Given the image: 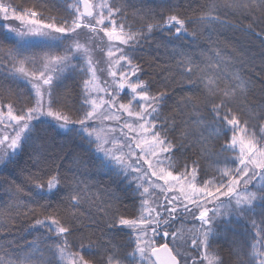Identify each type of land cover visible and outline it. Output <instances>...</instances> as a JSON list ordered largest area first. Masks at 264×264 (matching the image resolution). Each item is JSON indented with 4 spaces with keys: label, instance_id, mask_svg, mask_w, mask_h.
<instances>
[{
    "label": "snow or ice",
    "instance_id": "1",
    "mask_svg": "<svg viewBox=\"0 0 264 264\" xmlns=\"http://www.w3.org/2000/svg\"><path fill=\"white\" fill-rule=\"evenodd\" d=\"M69 7L70 14L58 18L50 14L56 9L55 0H32L28 7L0 0V17L19 22L4 25L16 43L6 50L0 45L4 53L0 67L9 77L25 80L34 93V99L19 110L12 100L0 102V167L28 150L31 169L24 184L30 186L26 193L30 201L17 210L25 216L39 211L43 218H37L32 228L43 230L40 235L51 252V259L35 261L32 251L40 249L33 242L32 251L24 250L22 255L0 254V264H222L211 248L216 239L228 237L233 218L249 220L255 229L251 251L235 249L239 264H264V102L248 105L249 82L238 72L221 74L227 60L219 50L200 62L180 49L163 86L152 91L140 76L144 69L135 56L142 42L151 40L154 32L177 40L196 35L195 30L189 32L188 18L179 14L180 5L172 0L138 9L143 23L135 29L125 23L127 10L116 0H75ZM221 8L251 17L249 29L264 20V0H216L194 23L218 22ZM38 44H46L47 50L34 52ZM97 50L107 56L111 79L103 83L93 56ZM65 73L84 75L75 98L67 91L57 95ZM170 83L194 86L192 94L173 109L189 117L180 121L179 140L173 135L174 116L164 115ZM204 108L209 109L210 120L203 116ZM245 112L259 118L258 128L242 118ZM53 121L56 129L74 133L87 145L96 171L110 172L126 187L134 183L130 189L134 215L122 211L119 205L124 201L111 196L95 205L104 213L103 227L90 218L96 227L88 228L79 215L86 181L77 172L62 180L59 170L45 171L55 163L46 140V126ZM218 140L224 144L215 155L224 156L223 166L215 164V174L209 177L205 172L200 179L199 164L187 163L186 150L198 148L201 157L211 156L209 145ZM75 163L88 165L79 157ZM12 191L19 194L25 189L14 185ZM53 197L58 198L55 207ZM189 218L199 223L185 229L183 222ZM117 234L129 237L131 250L126 254L113 243Z\"/></svg>",
    "mask_w": 264,
    "mask_h": 264
},
{
    "label": "trees",
    "instance_id": "2",
    "mask_svg": "<svg viewBox=\"0 0 264 264\" xmlns=\"http://www.w3.org/2000/svg\"><path fill=\"white\" fill-rule=\"evenodd\" d=\"M6 3H11L18 7L31 6L32 0H4ZM51 2V0H49ZM122 7L126 8L125 23L131 25L134 29L139 28L143 21L137 15L138 9L145 5L155 7L160 3V0H116ZM173 3L180 5L179 14L188 18L189 32L195 30V36H187L183 40H177L174 36L164 35L160 32H154L152 39L147 42H142L135 53L137 63H139L144 71L140 73L142 79L148 81L152 91L163 86L164 77L168 74L169 69H174L176 64L175 53L183 49L188 54L192 55L197 61L206 62L208 56L214 55L215 50H219L221 55L227 60L226 66H222L219 71L221 74L238 72L241 77L249 82L247 100L249 106H255L264 102V36H257L256 33H264V20L258 21L253 25V29L248 28L251 23V17L243 16L233 10L221 8L217 13L219 21L199 25L194 23L197 18L206 11V7L216 0H172ZM222 2V0H221ZM56 9L51 14H64L62 4L55 0ZM159 14L160 10L157 9ZM167 15V12H164ZM67 17L66 15H64ZM5 23L0 21V45L6 50L16 43V39L11 37L4 28ZM102 34V33H101ZM100 34V35H101ZM164 45H167L165 47ZM203 54V55H202ZM4 53L0 52V57ZM7 64V61H4ZM84 75L81 73L67 74L63 78L61 88L57 90V95H62L66 91L70 92L73 97L80 92L83 84ZM194 86L179 85L170 83L168 85L169 108L164 115L174 116L176 125L173 135L176 140L180 138L181 120L189 119L187 115L180 114L179 111L173 113V109L181 101L182 97L192 94ZM11 89L12 95H8V90ZM12 100L15 102L17 110L24 104L30 103L33 100V95L29 86L23 81L13 79L8 76L7 72L0 67V102ZM202 114L205 118L211 119L209 109L204 108ZM75 119V114L73 113ZM242 118H246L251 124H256L257 128L261 121L258 117L249 115L247 112L242 114ZM194 119V117L192 118ZM47 127V146L52 149V157L55 163L45 171L59 174L63 179L71 178L73 172H77L81 179H84L87 184V192L85 199L80 205L79 215L88 228H95L96 224L91 223L96 220L100 227H103L104 213L98 212L95 205L101 201L108 200L111 196L119 197L124 201L120 204L122 211L127 212L129 216L134 215L132 209V185L126 184L124 181L112 176L111 173L98 172L94 164L95 157L88 151H85L87 145L83 143L74 133L66 134L55 128V122H51ZM78 127V125H76ZM198 135L195 130L192 132L193 138ZM224 141L218 140L210 144L213 155L201 157L198 148H188L186 150V160L189 165L193 160L199 164L201 175L200 179L204 178V173L210 177L215 174V164L221 167L224 163V156L217 157L223 146ZM227 155V154H225ZM79 157L82 161H87V167H77L75 160ZM31 169V162L28 161V150L21 152L13 163L7 166L0 167V254L9 252L12 254L22 255L24 250H30L29 245L35 242L39 251H32L35 261L51 259V252L46 246L43 237L40 235L42 229L34 230L32 225L37 218H43L39 211L37 215L25 216L23 211L17 210V206L23 207L28 204L30 197L26 194L30 186L24 184V178L28 170ZM14 185H21L25 191L19 194H14L12 189ZM83 187V185H81ZM61 191L66 193L67 188L61 186ZM136 207H139L138 198H136ZM58 198L53 197L51 204L56 206ZM45 203L44 201L40 202ZM128 208L125 209L124 205ZM30 206L36 207L35 204ZM257 223H260V217H256ZM190 223L185 221L184 228L190 227ZM264 226V225H261ZM234 229V234H233ZM79 231H84L80 228ZM127 231V230H125ZM96 235H100L99 232ZM255 229L249 220L240 219L232 220V228L229 229L228 237H220L216 239L211 251L218 253L222 264H239L234 255L236 248L243 249L244 252H250V245L255 243L253 237ZM71 239V238H70ZM129 237L123 234H117L113 238V243L121 246L122 254L130 251L127 246Z\"/></svg>",
    "mask_w": 264,
    "mask_h": 264
},
{
    "label": "rangeland",
    "instance_id": "3",
    "mask_svg": "<svg viewBox=\"0 0 264 264\" xmlns=\"http://www.w3.org/2000/svg\"><path fill=\"white\" fill-rule=\"evenodd\" d=\"M57 1H59L61 4H62V6H63V8H64V14L63 15H59V14H52V15H56L58 18H60V17H65L64 15H66V16H68L69 14H70V12H71V9H70V7H69V5L70 4H72V3H74L75 2V0H57ZM96 2H99V0H96ZM6 3V2H5ZM46 15H48L49 13H45ZM51 14V13H50ZM0 21H3L5 24H18L19 22L18 21H14V20H9V21H4L3 19H2V17H0ZM8 34L11 36V37H13V38H15L16 39V37L14 36V34H12V33H9L8 32ZM101 34V33H100ZM101 36H103V33L101 34ZM81 39L83 40L84 39V37H81ZM16 41V40H15ZM105 41H106V38H105ZM63 47V45H61V48ZM47 50V45L46 44H38V45H36L32 50L34 51V52H36V53H38V54H42V51L41 50ZM93 56H94V59L95 60H97L99 63L96 65L97 66V68L99 69V71L97 72V76L100 78V82L101 83H103V81H105V80H110L111 78L108 76V74H107V64H106V61H107V56H106V54H105V52H101V51H99V50H97V51H95L94 53H93ZM68 73H65V75H67ZM64 75V76H65ZM133 79H135V77H133ZM20 81H23L24 83H26L28 86H29V88L31 89V92H32V95H33V99H34V93H33V90H32V88H31V85L30 84H28L25 80H23V79H19ZM125 91H127V90H125ZM5 111H6V109H5ZM108 123H111V122H108ZM0 127H2V126H0ZM10 131V130H9ZM146 167V166H145ZM162 183V182H161ZM171 195V194H170ZM208 207H212V205H208ZM185 221H188L191 225H190V227L192 228L193 227V225L194 224H198L199 222L198 221H193V220H191L190 218L189 219H187V220H185ZM184 221V222H185ZM183 222V223H184ZM181 226V221L178 219L177 221H175V227H180ZM186 229H190L189 227H187ZM169 240H171V237H169ZM178 243H182V241H178ZM171 246V245H170ZM195 253L193 252V255H194Z\"/></svg>",
    "mask_w": 264,
    "mask_h": 264
}]
</instances>
